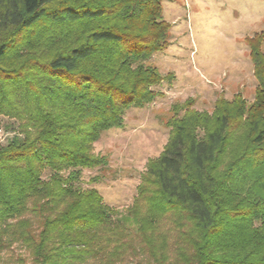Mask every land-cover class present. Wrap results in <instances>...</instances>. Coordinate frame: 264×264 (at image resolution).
<instances>
[{
    "label": "trees",
    "instance_id": "16d2710c",
    "mask_svg": "<svg viewBox=\"0 0 264 264\" xmlns=\"http://www.w3.org/2000/svg\"><path fill=\"white\" fill-rule=\"evenodd\" d=\"M164 0H0V255L30 264H264V33L244 39L254 98L172 105L126 215L82 187L100 136L167 77ZM6 119V123H1ZM99 177H93L92 183ZM167 223L168 229H162ZM20 262H23L20 259ZM141 263V262H140Z\"/></svg>",
    "mask_w": 264,
    "mask_h": 264
},
{
    "label": "rangeland",
    "instance_id": "374dc122",
    "mask_svg": "<svg viewBox=\"0 0 264 264\" xmlns=\"http://www.w3.org/2000/svg\"><path fill=\"white\" fill-rule=\"evenodd\" d=\"M161 18L170 28L169 45L149 60L167 77L156 89L159 97L127 111L122 128L104 132L92 148L107 166L82 173V187L96 190L120 215L132 206L148 161L167 143L172 105L192 99L195 110L210 113L220 97L240 93L251 102L257 85L244 39L264 33V0H164ZM9 135L1 129L0 143ZM93 177L101 179L92 183ZM139 258L127 264H149ZM0 264H30V258L13 246L0 255Z\"/></svg>",
    "mask_w": 264,
    "mask_h": 264
}]
</instances>
